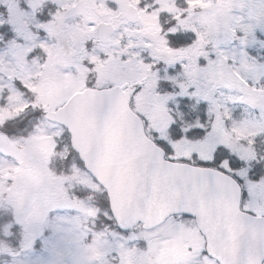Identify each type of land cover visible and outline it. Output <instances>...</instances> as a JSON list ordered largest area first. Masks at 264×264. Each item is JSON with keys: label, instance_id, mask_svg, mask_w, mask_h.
Masks as SVG:
<instances>
[{"label": "snow or ice", "instance_id": "6c2138e0", "mask_svg": "<svg viewBox=\"0 0 264 264\" xmlns=\"http://www.w3.org/2000/svg\"><path fill=\"white\" fill-rule=\"evenodd\" d=\"M0 8V236L67 210L76 264H264V0Z\"/></svg>", "mask_w": 264, "mask_h": 264}, {"label": "rangeland", "instance_id": "374dc122", "mask_svg": "<svg viewBox=\"0 0 264 264\" xmlns=\"http://www.w3.org/2000/svg\"><path fill=\"white\" fill-rule=\"evenodd\" d=\"M0 11H3L0 8ZM237 109V113H239ZM74 212L62 210L49 214L47 223L42 227L40 233L36 236L32 247L21 251L22 232L17 226L18 236L17 243L20 245L16 248L20 255L16 258L8 256L3 259L2 264H76L77 246L71 242L67 225L61 224V218L73 216ZM47 225L49 230L44 229ZM43 231V233H42ZM6 240V238H3ZM7 241V240H6ZM10 244L12 241L9 242ZM175 249L162 248L160 256L164 257L173 253Z\"/></svg>", "mask_w": 264, "mask_h": 264}, {"label": "trees", "instance_id": "16d2710c", "mask_svg": "<svg viewBox=\"0 0 264 264\" xmlns=\"http://www.w3.org/2000/svg\"><path fill=\"white\" fill-rule=\"evenodd\" d=\"M7 240V239H6ZM6 240H4L3 239V237L2 236H0V241H4V242H6L10 247H14V244L12 243V244H9V239L6 241Z\"/></svg>", "mask_w": 264, "mask_h": 264}, {"label": "flooded vegetation", "instance_id": "af4514ba", "mask_svg": "<svg viewBox=\"0 0 264 264\" xmlns=\"http://www.w3.org/2000/svg\"><path fill=\"white\" fill-rule=\"evenodd\" d=\"M13 233H16V230L15 229L13 230ZM42 233H43V231H42Z\"/></svg>", "mask_w": 264, "mask_h": 264}]
</instances>
